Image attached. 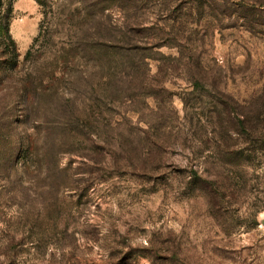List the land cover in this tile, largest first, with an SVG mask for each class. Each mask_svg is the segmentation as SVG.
Listing matches in <instances>:
<instances>
[{
	"label": "rangeland",
	"instance_id": "1",
	"mask_svg": "<svg viewBox=\"0 0 264 264\" xmlns=\"http://www.w3.org/2000/svg\"><path fill=\"white\" fill-rule=\"evenodd\" d=\"M0 264H264V0H0Z\"/></svg>",
	"mask_w": 264,
	"mask_h": 264
},
{
	"label": "trees",
	"instance_id": "2",
	"mask_svg": "<svg viewBox=\"0 0 264 264\" xmlns=\"http://www.w3.org/2000/svg\"><path fill=\"white\" fill-rule=\"evenodd\" d=\"M37 2H40L41 0H36ZM1 28H2V30H3V36L6 38V39H8V43L6 44V47L7 46H9V45H12L13 47H15V42H14V40L10 37V34H9V20H5L4 19V21H3V23L1 24ZM38 39V38H37ZM37 39H35L36 41H37ZM31 55V50L29 49L28 51H27V54H26V56H30ZM35 146V144H34V142L33 141H31V143L30 144H28V149L30 150V148H31V150H32V148Z\"/></svg>",
	"mask_w": 264,
	"mask_h": 264
}]
</instances>
